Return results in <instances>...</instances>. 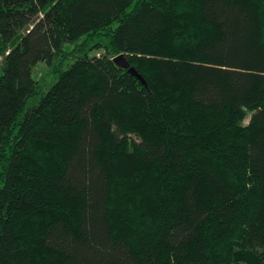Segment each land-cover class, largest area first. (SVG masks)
Wrapping results in <instances>:
<instances>
[{
  "label": "trees",
  "instance_id": "1",
  "mask_svg": "<svg viewBox=\"0 0 264 264\" xmlns=\"http://www.w3.org/2000/svg\"><path fill=\"white\" fill-rule=\"evenodd\" d=\"M0 264H264V0H0Z\"/></svg>",
  "mask_w": 264,
  "mask_h": 264
},
{
  "label": "rangeland",
  "instance_id": "2",
  "mask_svg": "<svg viewBox=\"0 0 264 264\" xmlns=\"http://www.w3.org/2000/svg\"><path fill=\"white\" fill-rule=\"evenodd\" d=\"M83 39V38H81ZM81 39L79 41H81ZM103 51L102 49H97L92 51L91 53H100ZM35 76L43 83V86L47 87L48 84L52 81L53 75L50 72V68L47 67L45 62H39L35 68L34 72ZM245 122H248V117L245 119Z\"/></svg>",
  "mask_w": 264,
  "mask_h": 264
},
{
  "label": "water",
  "instance_id": "3",
  "mask_svg": "<svg viewBox=\"0 0 264 264\" xmlns=\"http://www.w3.org/2000/svg\"><path fill=\"white\" fill-rule=\"evenodd\" d=\"M113 60L115 61L116 64H118L121 67L127 68L128 71L135 75L136 77H138L139 79H141L143 82H146L144 77L141 75V73H139V71L130 64V62L128 61V59L126 58L124 53H120L117 56H115L113 58Z\"/></svg>",
  "mask_w": 264,
  "mask_h": 264
},
{
  "label": "bare ground",
  "instance_id": "4",
  "mask_svg": "<svg viewBox=\"0 0 264 264\" xmlns=\"http://www.w3.org/2000/svg\"><path fill=\"white\" fill-rule=\"evenodd\" d=\"M117 56V55H116ZM115 62V61H114Z\"/></svg>",
  "mask_w": 264,
  "mask_h": 264
}]
</instances>
